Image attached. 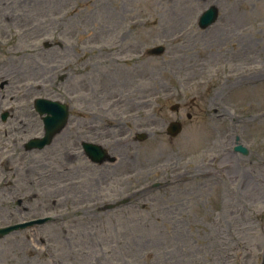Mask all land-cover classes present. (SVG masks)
<instances>
[{"label":"rangeland","instance_id":"rangeland-1","mask_svg":"<svg viewBox=\"0 0 264 264\" xmlns=\"http://www.w3.org/2000/svg\"><path fill=\"white\" fill-rule=\"evenodd\" d=\"M173 1L171 4L170 0H144L143 10L138 15L142 25L137 27L144 34L145 47L163 43L166 50L161 56L148 57L145 48L140 63H143L142 75L153 67L158 68L153 74V91L148 94L149 98L153 93L177 90L173 98L158 101L162 109L159 116L164 121L180 116L184 129L175 142L167 143L158 140L160 134L164 136L162 121L156 123L149 116L142 118L146 122L144 129L127 128L122 138L128 142L124 145H128L131 159L128 169L131 164L136 170L151 163L157 168L148 172L149 176L146 170L129 174L131 177L127 176L124 187L129 192L148 180L176 178L181 170H187L185 177L191 181L161 191L152 190L147 197L137 199L138 202L133 200L120 208L107 210L99 206L107 203L106 200L115 201L121 192L115 189L111 194L99 196L86 187L77 190L76 206L81 209L70 216L79 221L80 225L75 228L80 233L76 237L72 227L65 226L61 230L57 225L49 226L47 254L51 260L48 264H259L263 259L264 0H190L187 5L186 0ZM71 2L0 0L1 47L13 49L5 52L6 58L18 60L13 77L21 79L27 64H36L42 74L31 78L37 75L32 73L28 74L31 77L21 79L23 92L37 91L35 88L40 85V94H47L48 89L57 90L73 99L74 87L80 95L92 96L95 91L99 93L103 83L106 89L121 84L101 76L99 71L93 76L89 68L79 73L80 83L74 70L69 68L66 78L60 82L50 84L42 79L49 65L46 51L55 50L46 48L42 56L36 51H43L44 40L56 41L64 31L72 34L69 29L73 28V22L67 21L72 23L68 28L69 16L65 18L62 9ZM211 3L219 8V17L215 23L201 29L195 25L196 15ZM105 5L106 0H78L80 28H93L98 54L107 49L105 38L108 41L113 38L109 30L105 38L103 36L108 23ZM75 13L71 11L70 16ZM119 22L114 19L112 23L115 27ZM128 28L129 25L124 29ZM185 28H189L187 34ZM130 42L131 38L124 41ZM198 44L203 47L199 48ZM114 58L117 63L131 65L129 55ZM245 69L255 75L248 79L237 78V73L243 74ZM230 74H235L234 78L229 77ZM196 80L204 84L187 87ZM193 96L199 97L200 112H195L189 104ZM174 102L180 103L175 114L169 110ZM188 111L190 119L185 117ZM137 131L148 135L143 141H135ZM67 132H60L51 144L53 148L61 147L58 155L51 159L49 169V181L55 188L62 186L76 166L69 158L74 148L64 145L77 129L74 127ZM236 137L237 142L248 148L246 155L232 150ZM190 142L191 147L185 145ZM59 161L67 170L54 175L53 169ZM20 164L26 169L30 166L25 159ZM205 174L206 178L199 177ZM64 196L67 199L69 195L64 192ZM197 196L202 202H198ZM222 199L230 202L223 203ZM229 205L237 209L235 213L227 210ZM221 236H227L223 238L225 243L216 244ZM69 238L70 242H60ZM71 249L73 252H69ZM24 260L11 261V264H34V261Z\"/></svg>","mask_w":264,"mask_h":264},{"label":"flooded vegetation","instance_id":"flooded-vegetation-1","mask_svg":"<svg viewBox=\"0 0 264 264\" xmlns=\"http://www.w3.org/2000/svg\"><path fill=\"white\" fill-rule=\"evenodd\" d=\"M130 77L133 78V79H138V74L137 73L136 74L134 73ZM104 136L107 137L108 135L107 134H104Z\"/></svg>","mask_w":264,"mask_h":264},{"label":"bare ground","instance_id":"bare-ground-1","mask_svg":"<svg viewBox=\"0 0 264 264\" xmlns=\"http://www.w3.org/2000/svg\"><path fill=\"white\" fill-rule=\"evenodd\" d=\"M246 180H248V178H246V179H244V181H245V185L247 184V181ZM225 243V241L224 240H220V244L222 245V244H224ZM226 246V245H225ZM220 250H221V248H220Z\"/></svg>","mask_w":264,"mask_h":264}]
</instances>
